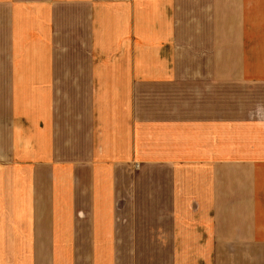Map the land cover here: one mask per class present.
Wrapping results in <instances>:
<instances>
[{
  "label": "crops",
  "instance_id": "obj_1",
  "mask_svg": "<svg viewBox=\"0 0 264 264\" xmlns=\"http://www.w3.org/2000/svg\"><path fill=\"white\" fill-rule=\"evenodd\" d=\"M0 264H264V0H0Z\"/></svg>",
  "mask_w": 264,
  "mask_h": 264
}]
</instances>
